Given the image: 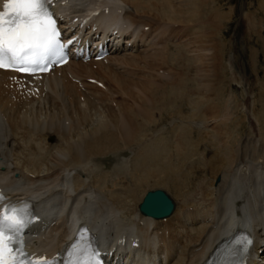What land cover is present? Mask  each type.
Returning <instances> with one entry per match:
<instances>
[{"label":"bare ground","instance_id":"bare-ground-1","mask_svg":"<svg viewBox=\"0 0 264 264\" xmlns=\"http://www.w3.org/2000/svg\"><path fill=\"white\" fill-rule=\"evenodd\" d=\"M60 1L76 12L86 9L84 15L88 16L102 8L89 21H97L110 34L113 32L108 29L111 25L123 27L121 35L109 34L116 43L122 42V46L111 52L106 60L119 59V56L127 60L130 53L124 54L122 51L130 49V41H133L132 46L139 45V42L145 45L146 32L140 27L150 24L147 17L167 21L163 26L171 23L177 25L183 17L181 4H187L186 0L185 3L184 0L181 3L180 0ZM130 28L134 29L128 36ZM162 44L164 48L168 46L167 41ZM176 44L181 47L179 43ZM181 51L170 52L176 64ZM155 52L160 53V49ZM149 53L140 51L134 54V59L140 57L147 65L156 55ZM79 63L88 62L73 60L56 69L55 74H49L47 79L44 78L49 91L42 99L31 104L18 94H15L16 98H10L11 94L4 87L10 71L0 69V184L9 191L11 199H24L37 205L41 220L32 230L34 248L47 250L51 254L63 250L74 239L76 230L89 224L98 235L101 247L117 248L113 259L118 257L121 261L127 256L141 259L150 250L154 251V264H204L211 251L221 241L228 239L236 228H248L256 236L249 264H264V125L260 128L259 138L252 145H249L252 142L250 137L240 148L234 147L235 142L231 138L219 140L216 142L219 151H215L212 157H198L202 161L199 163L202 164V171L211 172L214 176L219 174V183L208 186L204 174L192 190L187 184L190 170L184 167L198 160L199 141L195 142L188 129L189 126L192 128L189 124L194 120H187V124L183 120L174 125V141L166 134L153 136L164 129V125L159 123L162 122V111L178 106L173 100L183 92V78L178 80V84H166L169 90H158V94H153L149 103L145 101L147 106H143L141 113L122 103L123 109L120 107V110H124L127 124L116 119L117 114L115 118H110L114 116L111 113L110 119L101 118L98 123L86 124L78 120V125L75 123V128L71 134H66L65 140L61 138L63 133L57 141L54 135L48 137L49 141L47 137L39 138L40 130H44L46 125L54 126V134L69 123L68 114L58 118L55 105L50 104V96L69 94L63 88L66 87V80H62L64 75L59 76L58 70L66 73ZM52 74L55 77L50 76ZM130 92L129 97H135ZM89 101L90 96L77 97V110H95L96 106ZM49 104L51 108L46 111L48 113L40 115L39 110L49 108ZM194 108H198L197 102ZM129 149H134L129 151V154H134L133 157L126 153ZM241 149L245 151L240 153ZM161 163L163 167H160ZM173 180L178 183L175 181L174 185L182 187L181 218L168 220L175 216L177 206L167 220L165 217L155 219L144 215L138 204L145 192L156 187L169 190L167 181ZM143 188L145 191H142ZM122 238L128 243L120 241ZM133 240H138L139 245L133 246Z\"/></svg>","mask_w":264,"mask_h":264},{"label":"rangeland","instance_id":"rangeland-1","mask_svg":"<svg viewBox=\"0 0 264 264\" xmlns=\"http://www.w3.org/2000/svg\"><path fill=\"white\" fill-rule=\"evenodd\" d=\"M186 2L187 4H181L183 17L180 18L178 24L176 26H172L173 23L168 24L172 27H169L165 34L168 48H164L165 46L162 44L164 50L161 49V45L153 47L152 51L149 50V54L156 53L155 57L158 59H154V57L145 65L142 58L134 59V54L137 53L133 51L132 54L127 55V60L119 56V59H111L103 63L74 64L76 66H72L71 71H78L81 75H84L83 71L86 70L95 72L91 68L93 63L104 66L107 71L103 68L99 69L100 72L98 73L101 79H105L107 87L104 89L103 86L89 83L88 85L85 82V86L88 85L90 90L84 93L86 96L83 94L82 97L90 96L91 101L89 102L94 103L96 108L95 110L86 109L84 112H79L75 105V99L81 97V95L71 90L75 83L66 80L65 88L69 91L67 93L71 95H52L50 96V104L55 105L58 118L65 114L70 116L69 125H64V128L60 127L64 129L61 130L63 132L59 128V131L56 130L54 134V126L46 125L44 130H40L38 137H47L48 139V137L54 135V140L57 141V138L64 134L61 138L65 140L66 134H71L75 126L78 125V120L86 122V124H92L98 123L103 118L110 119L117 116L116 119L118 118L121 122L127 124L125 112L122 111V103L128 104V106L137 111L139 110L141 113V109L143 106H147L149 100L153 98V94H158V90H169L168 85L171 83L178 84V80L183 78L185 83L182 82L184 84L182 85L184 94L183 92V95L178 93L180 96L176 94L178 97L173 100L178 106H171L170 109L168 108L161 113L162 122L159 123L164 125L163 130L165 133L162 130L163 133L155 132L153 136L155 134H166L169 137L171 136L172 141H174L176 134L174 125L183 120H186L183 121V123L186 122L185 124H187V120H194L192 124H189L192 128L189 126L188 129L190 128L189 131H191V136L195 142L199 141L197 159L204 155V157L210 158L215 151H219L217 145L219 140L226 141L231 138L235 142L234 147L240 148L250 137L252 142L250 141L249 145L254 144L260 136V128L264 125V0H186ZM147 19L149 21L153 20L154 25L162 22L153 16L151 18L149 16ZM155 21H157V24H155ZM165 22L167 21L162 23ZM175 42L179 43L181 47ZM158 48L160 53L155 52ZM180 49H182L181 54L184 57L180 55L181 57L176 64L175 61H172L171 53ZM241 50L243 51L242 54ZM161 57L164 58L160 59ZM166 58L169 62L165 60ZM77 66L79 67L77 68ZM66 73L63 71L62 75ZM129 92L131 95L133 92L135 97L134 95L129 97ZM195 102H197L198 108H194V110ZM50 104L48 110L45 108L40 109V112L38 111L40 115L45 116L48 113L46 111L50 110ZM106 109L110 111L108 112ZM111 113L112 116L114 115L113 117L109 116ZM155 114L157 117V113ZM71 121H75L74 124ZM65 127L68 129H65ZM132 150L129 149L125 152L129 154V151ZM244 151L241 149L240 153ZM132 154L129 155L133 157L134 154ZM199 160L201 158L195 159L193 163H188L184 167L185 170H190L188 174L190 177L188 180L190 181H187V184H189L191 190L195 188L204 174L205 183L208 186H215L219 183V174L214 176L211 172L204 173L202 164H199L202 161ZM162 164H160V167H163ZM134 171L136 170L134 169ZM137 173L141 174L140 171ZM192 174L193 176H191ZM216 178H218L217 182ZM175 181H167L171 190L163 188L172 195L177 206L175 216L168 219L171 221L175 217L181 218L183 212L181 210L183 205V203L181 204L182 187L174 185ZM145 189L149 188L145 187ZM142 191H145L144 188Z\"/></svg>","mask_w":264,"mask_h":264},{"label":"snow or ice","instance_id":"snow-or-ice-1","mask_svg":"<svg viewBox=\"0 0 264 264\" xmlns=\"http://www.w3.org/2000/svg\"><path fill=\"white\" fill-rule=\"evenodd\" d=\"M50 0H4L0 10V68L17 67L20 71H32L46 68L44 60L49 54L55 55L64 48L58 39V30L52 13L49 11ZM71 43V41H69ZM7 62V64H6ZM3 195L0 194V201ZM13 215L0 212V264H16L15 256L9 252L4 256L6 233L9 244H21L19 234L31 222V214L26 207L8 206ZM28 216V219H24ZM74 248L76 245L73 246ZM81 250V257L87 252ZM97 253L92 250L86 260L77 258L72 264H99L95 260ZM34 264H54L49 261H36Z\"/></svg>","mask_w":264,"mask_h":264},{"label":"water","instance_id":"water-1","mask_svg":"<svg viewBox=\"0 0 264 264\" xmlns=\"http://www.w3.org/2000/svg\"><path fill=\"white\" fill-rule=\"evenodd\" d=\"M174 207L172 198L163 190L149 191L140 208L143 212L155 217H162L171 213Z\"/></svg>","mask_w":264,"mask_h":264}]
</instances>
